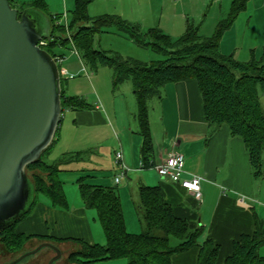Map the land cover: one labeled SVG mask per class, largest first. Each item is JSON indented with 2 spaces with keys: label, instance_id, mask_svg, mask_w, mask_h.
<instances>
[{
  "label": "trees",
  "instance_id": "trees-1",
  "mask_svg": "<svg viewBox=\"0 0 264 264\" xmlns=\"http://www.w3.org/2000/svg\"><path fill=\"white\" fill-rule=\"evenodd\" d=\"M9 2L19 11L35 8L48 13L45 0H32L22 4H16L14 0ZM88 2L89 0H76L71 19L66 24L55 22L59 18L58 15H49L50 38L45 39L47 44L42 48L54 57L64 55L55 53L54 46L70 45L83 54L93 69L99 65L111 68L114 86L127 80L132 83L137 102L136 118L142 137V168L155 165L150 159L152 141L147 115L148 99L159 94L161 87L166 83L194 79L202 96L204 118L208 125L215 129L226 125L231 135L241 138L252 174L255 178H260L263 173L264 113L260 107L258 91L264 96V44L260 58L257 59L251 54L247 61H240L233 53L223 54L219 50L222 35L245 9L247 0H232L230 11L218 21L211 35H201L199 26L188 23L184 33L176 38L165 34L159 28L142 31L138 24L115 14L90 17L87 13ZM112 26L126 34L137 45L151 48L165 57L146 62L117 52L94 48L95 34ZM64 81L65 78L61 76L62 110L64 107H90L84 98L66 95ZM53 144L37 161L26 167L35 197L25 214L0 232V263L24 252L29 243L37 240L50 241L59 246L63 253L59 263L63 261L66 264H92L119 258H125L127 264H170L173 254L184 252L193 246L199 247L196 264H216L219 244L208 237L199 243L202 228L190 227L184 218L176 216L170 204L163 198L158 185L138 183V200L134 209L140 232L134 233L126 228L116 185L90 183L86 179L88 175L77 178L78 191L84 207L95 210L102 226L104 245L88 243L80 238H58L18 231V224L38 203L39 194L49 199L54 207H67L63 182L59 178L60 165L73 157L78 158L79 155H63L52 162L47 161L45 155ZM171 238L177 242L171 243ZM64 242H77L79 246L65 250L61 247ZM263 245L264 224L256 221L252 233H243L233 240L232 251L224 263L264 264V256L259 254V248Z\"/></svg>",
  "mask_w": 264,
  "mask_h": 264
},
{
  "label": "crops",
  "instance_id": "crops-1",
  "mask_svg": "<svg viewBox=\"0 0 264 264\" xmlns=\"http://www.w3.org/2000/svg\"><path fill=\"white\" fill-rule=\"evenodd\" d=\"M14 1L16 4H22L32 0ZM45 3L49 15H58L62 20L66 19V23H68L76 0H45ZM231 5L232 0H89L87 13L90 17L115 14L124 20L138 24L142 31L159 28L171 36L172 30L177 29V17L178 14H181L180 7L183 10L184 22L187 26L188 23L194 24L192 18L202 11L204 12L203 16L206 17L204 19H207L208 15L211 14L213 20H217L218 23L220 19L224 18L223 15L226 10L231 8ZM60 11L64 13H58ZM241 12L246 17L247 25L253 26L254 24L260 28L258 29L259 36L256 35V41L264 44V0H247L245 9ZM203 22L201 25L198 24L199 33ZM59 23H64V21ZM232 27L233 23L225 32L229 33ZM224 34L219 43L220 52L223 54L233 53L237 59L238 51L227 47ZM252 39L254 38L251 37L253 42ZM129 40L135 43L133 40ZM250 49L249 46L247 50ZM64 68L67 69V66L65 65ZM70 85L71 83L67 86L72 91L73 84ZM119 85L112 87L115 90L117 87L126 85V81ZM130 87L129 92L133 91L132 83ZM131 95L134 97L133 92ZM117 97H121V95L114 94V100L106 99L105 95L103 98L99 96V100L104 106L103 112H101L99 104L95 102L90 107L66 108L74 110L73 123L75 125L108 127L106 118L109 119L110 126L118 136L117 142H114L117 147L114 148L113 154L118 150L122 151V163L126 166V172H129L127 174L128 179V177L133 176L130 171L138 173L139 169H145L140 167L142 137L136 118V99L134 103V98H132V104L129 107L126 106L128 120L123 123L119 110L120 106L124 107V104H118L116 102ZM147 107L152 141L150 159L156 164L163 161L169 152L178 150L185 161L183 177L187 178L191 174H196L203 178L200 182L201 202L197 203L191 192L162 178L159 174V176H155L154 172H150L141 177L151 178L155 185L160 187L163 198L170 204L176 216L184 218L190 227L202 228L199 243L208 237L219 244L216 264H225V258L232 251L233 240L238 239L243 233H252L256 221L264 224V157L262 176L255 178L241 138L231 135L226 125L217 129L208 125L204 118L202 96L197 81L194 79L164 84L159 94L148 99ZM57 133L55 142L62 144V149L60 152L54 153L50 150L47 153V155L54 153L51 162L72 152L82 157L83 150L90 148L93 144L89 140L87 142L86 139L81 141L79 146L73 147L66 142L67 139L61 133L59 135ZM71 139L73 140L74 137ZM113 160L116 171L112 181L118 172L114 155ZM138 183H141L140 179H138L137 186ZM101 184L110 185L108 183ZM64 194L67 199L66 208L52 206L49 199L44 196L45 200L39 199L32 211L18 224V231L26 234H46L58 238L84 237L86 242L94 243L90 235L87 208L82 202L80 205L71 206L66 193ZM135 202L132 199L133 207ZM121 204L126 228L133 232L134 229H130L129 221L126 220L122 198ZM138 225H140L139 221ZM67 243L69 242H64L61 246L65 250L70 248V244ZM198 249V246H193L184 252L173 254L170 258V264H196ZM262 251L264 253V245Z\"/></svg>",
  "mask_w": 264,
  "mask_h": 264
},
{
  "label": "rangeland",
  "instance_id": "rangeland-1",
  "mask_svg": "<svg viewBox=\"0 0 264 264\" xmlns=\"http://www.w3.org/2000/svg\"><path fill=\"white\" fill-rule=\"evenodd\" d=\"M229 10H226L225 14L227 15ZM181 14H178V25L177 29H173V34L171 36L176 38L184 33L186 29L185 18L183 16V10L180 7ZM63 14V11L58 12ZM203 11L194 16L192 19L193 25L199 26L202 23L200 34L207 36L214 32L215 25L217 20H213V16L211 14L208 15L207 19L203 16ZM223 15L224 17L226 15ZM43 19L47 28L50 26L49 13H43ZM58 21H64L61 17L57 19ZM199 24V25H198ZM167 29V28H166ZM258 26L247 25V20L243 12H240L236 19L233 22V27L230 29V32H224V40L227 41V47L231 49H236L238 51L239 56L237 59L240 61H247L250 59L251 54L255 55L257 59L260 58L263 44L262 42L257 43L256 35L259 36ZM227 33V34H226ZM251 37H253V42L251 41ZM226 44V42H225ZM93 46L97 49H103L106 51L117 52L123 56L133 57L142 61H153L158 59H163V56L160 53L155 52L151 48L141 47L136 43H132L126 34L121 31H118L115 27H107L101 29L99 32L95 34L93 37ZM251 47L250 50H247L248 47ZM230 49V51H232ZM53 50L57 54H64V59L62 62V66H67V75H63L62 78H65L64 81V91L66 95H77L81 98H84L85 101L91 105H94V102L99 104L101 108V112L104 110L103 103L99 100L100 97L106 96V99L112 100L114 98V94H120L121 97H117L116 102L118 104L123 105L122 108L120 106V117L125 123V120H128V112L127 107L132 104L131 92L129 89L131 88L130 81H126V85H122V87H117L115 90L113 89V84L111 81V69L108 66H97L96 69H93L87 62V60L82 56L81 52L76 55L74 53V49L70 45L65 46H54ZM72 74L73 77L69 78L68 75ZM67 81V82H66ZM71 83L72 91L68 88V84ZM125 84V83H124ZM128 84V85H127ZM70 85V86H71ZM121 86V85H119ZM258 99L260 103V107L264 113V96L260 91H258ZM114 100V99H113ZM119 115V113H118ZM75 112L74 110H70L69 108L64 107L61 113V120L59 124V133L62 134L66 142L73 147L79 146L81 141H85L87 139L91 141L92 146L90 148H86L83 150L82 157L79 158L73 157L70 161L62 163L60 165L61 172L59 173L60 179L63 182V190L66 193L67 198L69 199L70 205H80L82 200L79 195L78 185L76 183V179L82 175H88L86 178L90 183L101 184L108 183L110 185H116L118 192L120 194V199L125 206V216L126 220L129 221L130 229H134V233L140 232V225H138V220L136 214L134 212V207L132 204V199L137 201L138 195V187L137 182L140 179L141 183L147 185H155V182L151 180V178H142L143 174L154 172L155 176H159L157 171L154 168L148 169H139L138 173H130L133 175L132 177H128L127 171L124 178L121 179L120 183L115 184L112 181L114 172L116 171V166L113 160L114 148H116L117 135L115 134V130L110 126L109 119L106 118L107 126L96 125V126H84V125H75L74 122ZM64 133V135H63ZM74 139L72 140L71 138ZM105 138V139H104ZM85 145V144H84ZM62 144L55 142L51 148L52 152H60ZM78 151V150H75ZM51 152V153H52ZM52 153V155L54 154ZM52 155H45V159L51 161L53 159ZM69 155L74 156L75 152L69 153ZM68 155V156H69ZM264 157V150H263ZM140 172V173H139ZM138 177V178H136ZM131 178V179H130ZM153 183V184H152ZM263 190H264V180H263ZM40 200H45L44 196L41 194L38 195ZM264 199V198H263ZM86 213L88 215V220L90 222V235L92 238V242L104 245L105 244V236L100 222L96 217V212L94 209H86ZM133 227V228H131ZM137 230V231H136ZM80 240L85 241L86 239L80 237ZM77 241V240H76ZM177 240L171 238V243H176ZM41 242L35 240L34 242L29 243L26 246V249H32L39 245ZM70 244V249L78 248V243H67ZM262 247L259 248V254H264L262 251ZM26 251V250H25ZM67 253H65L66 256ZM54 255V253L48 249L43 248L36 255H30L27 257L24 264H48L49 259ZM54 264H66L63 261L59 263L56 261ZM68 264V263H67ZM92 264H127L125 258L98 261Z\"/></svg>",
  "mask_w": 264,
  "mask_h": 264
},
{
  "label": "water",
  "instance_id": "water-1",
  "mask_svg": "<svg viewBox=\"0 0 264 264\" xmlns=\"http://www.w3.org/2000/svg\"><path fill=\"white\" fill-rule=\"evenodd\" d=\"M43 12L19 11L0 0V232L18 220L35 197L26 167L53 144L62 113V86L58 64L39 45L49 39ZM43 248L60 261L56 244L42 241L0 264H24Z\"/></svg>",
  "mask_w": 264,
  "mask_h": 264
},
{
  "label": "built area",
  "instance_id": "built-area-1",
  "mask_svg": "<svg viewBox=\"0 0 264 264\" xmlns=\"http://www.w3.org/2000/svg\"><path fill=\"white\" fill-rule=\"evenodd\" d=\"M60 20H57V23H59ZM64 23L66 24V19H64ZM45 44H47V40L41 39L39 41V45L42 47ZM74 53L78 55L79 53L75 48ZM56 63L58 64L60 75H67V70L62 67V62L64 59V55H56L53 57ZM69 78H72L73 75H68ZM115 162L118 165V172L114 177V183L118 184L120 183L121 179L124 178L126 174V166L122 163V151L118 150L114 154ZM185 161L183 155L178 150H173L168 153L167 157L160 161L159 163H156L153 167L157 171V173L162 177L170 182L176 183L180 185L182 188L186 189L187 191L192 193V196L194 200L199 203L201 202V192H200V182L203 179L201 176L196 174H191L189 177L185 178L183 177V174L185 173L184 169ZM140 167H143V164L141 162Z\"/></svg>",
  "mask_w": 264,
  "mask_h": 264
}]
</instances>
